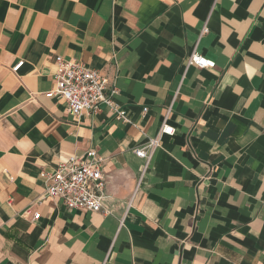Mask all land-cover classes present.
<instances>
[{
    "label": "crops",
    "instance_id": "1",
    "mask_svg": "<svg viewBox=\"0 0 264 264\" xmlns=\"http://www.w3.org/2000/svg\"><path fill=\"white\" fill-rule=\"evenodd\" d=\"M194 51L215 67L187 69ZM58 57L99 70L130 123L47 98ZM91 150L107 211L46 198ZM0 264H264V0H0Z\"/></svg>",
    "mask_w": 264,
    "mask_h": 264
},
{
    "label": "built area",
    "instance_id": "2",
    "mask_svg": "<svg viewBox=\"0 0 264 264\" xmlns=\"http://www.w3.org/2000/svg\"><path fill=\"white\" fill-rule=\"evenodd\" d=\"M202 32L208 33L207 27H204ZM185 63L187 69L191 66L200 70L215 67L214 63L196 51L188 56ZM23 64L24 61H19L12 67L13 73L17 74ZM56 67L54 76L56 86L46 94L47 98L63 99L67 104L68 113L77 120L84 113L96 115L100 111V106L106 105L114 113L117 121L130 123L127 112L113 102L112 95L115 91L113 83L99 70L63 57L56 59ZM175 132V128L168 124V117H165L158 135L149 138L142 148L135 150V156L145 161L144 170L149 167L154 153L161 146L162 137L174 136ZM68 159L67 162L60 163L51 174L44 176L46 198L60 201L69 210H84L91 214L105 211V202L109 196L105 189L107 177L103 174V159L94 150L86 152L81 157L71 156ZM39 217L40 214L37 213L33 219L36 221Z\"/></svg>",
    "mask_w": 264,
    "mask_h": 264
}]
</instances>
